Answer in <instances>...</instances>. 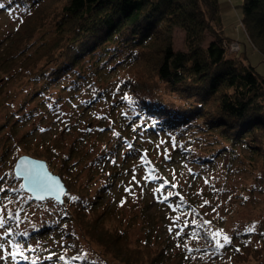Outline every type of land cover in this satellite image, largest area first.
Here are the masks:
<instances>
[{
	"label": "trees",
	"instance_id": "trees-1",
	"mask_svg": "<svg viewBox=\"0 0 264 264\" xmlns=\"http://www.w3.org/2000/svg\"><path fill=\"white\" fill-rule=\"evenodd\" d=\"M2 7L18 9L21 25L17 30L23 27L20 32L25 41L16 48L10 46L1 62L11 67L28 56L22 74L26 72L28 77L40 80L42 87L62 82V90L72 93L80 90L82 84L88 87L110 76L117 81L112 90L116 95L113 94L104 113L108 117L100 118V124L95 126L108 146L100 149L99 156L89 164L92 171L98 163L97 168L108 172L106 179L90 194L87 184L77 183L76 161L68 163L71 157L77 159L85 153L79 148L83 140L63 143L61 146H67V152L61 159L63 171L59 173L68 192L77 199L56 203V221L48 214L44 220L24 227L17 222L20 209L11 208L3 214L5 223L0 227L4 230L0 241L10 254L18 251L19 244V251L29 257L28 260L18 255L15 259L11 257L13 264H32L33 260L36 264H97L80 256L77 236L97 245L102 257L109 256L120 264H200L213 255L217 249L214 242L176 250L169 235L162 236V231L155 228L159 222L165 224V214L164 219L158 220L144 209L135 218L133 215L122 220L119 211L116 213L99 197L100 190L109 186L117 173H130L139 165V157L152 163L146 155L148 149L143 146L145 140L155 143L163 139L167 167L188 169L194 177L199 170L205 174L207 168L213 169L219 163L228 169L240 158L252 167L258 164L264 167V75L248 60L243 62L226 53L224 44L233 38L220 32L217 0H4ZM240 8L246 30L264 57V0H243ZM47 18L54 33L31 52L24 53L32 46L33 33ZM175 26L184 30V50L172 47L171 32ZM206 31L214 38L203 46ZM27 38L30 39L26 41ZM110 94L107 88L99 87L86 99V105L95 103L96 97L107 100ZM110 130L117 133L111 141L107 134ZM44 149V155H53L47 146ZM44 155L33 157L43 159ZM152 164L156 169L146 174L144 184L157 188L163 184L162 189L170 192L154 197L147 205L168 208L167 199L177 198L172 203L188 211L190 217L188 230L179 236V243L194 234L211 241L209 224L205 221L213 223V220L198 206L193 190L183 191L175 185L171 175L164 171L165 163ZM207 182L208 192L215 191L211 180ZM0 188L4 189L0 198L10 199L11 194L6 191L12 192L14 188L5 185ZM137 217L143 222L140 228L143 235L133 237L129 229ZM53 228L62 240L73 238L74 243L69 252H59L60 255L47 259L50 254L38 255L39 247ZM9 229L11 232L5 235ZM25 232L27 235H23ZM247 234L239 232L243 236L240 241L229 245L231 264H240L247 257L264 258V236L261 246L254 247ZM35 240L40 244L33 245Z\"/></svg>",
	"mask_w": 264,
	"mask_h": 264
},
{
	"label": "rangeland",
	"instance_id": "rangeland-1",
	"mask_svg": "<svg viewBox=\"0 0 264 264\" xmlns=\"http://www.w3.org/2000/svg\"><path fill=\"white\" fill-rule=\"evenodd\" d=\"M242 1L217 0L221 19L220 32L233 38L231 40L239 44L238 50L235 52L228 51L230 41L225 42L224 47L228 56L235 57L240 61L243 60V62L248 60L259 74L264 75V57L255 48V42L248 34L241 18L240 4ZM3 4L4 0H0V5ZM20 19L18 9L0 7V60L6 55L5 51L10 46L16 48L25 41L22 40L23 33L20 32L23 27L20 28L21 30L19 29L20 31L17 30L21 25ZM50 23V18H47L44 26L42 25L35 30L31 37L33 38L32 46L26 48L24 53L31 52L36 45L52 36L54 29ZM213 38V35L206 31L201 44L206 46ZM28 39L30 38H27L26 41ZM171 43L174 50H184V30L181 27H173ZM27 58L28 56L21 61L18 59V62L11 67L4 61H0V185L14 188L12 192L6 191V193L11 194L10 199L0 198V219L5 220L3 214L9 213L11 208L20 209L19 213L17 212L19 216L17 222L24 227L28 223L44 220L43 218L47 217L48 214L56 221L54 216L58 214V207L57 201L53 198L34 200L29 193L20 188V178H17L13 173L15 160L23 154L33 156L42 153L44 155L45 149L43 150V148L47 146L53 155L46 153L44 155L46 157L43 159L48 169L62 179L59 172L60 170L63 171L61 159L67 152V146L62 147L61 145L74 139H82V147L79 148L85 153L77 159L76 156L71 157L68 163L76 161L74 164L77 167V174L75 175L77 183L87 184L88 191L92 194L96 187L106 179L108 173L97 168L96 164L98 163H95V168L89 171V164L95 157L99 156L100 149H105L108 146L105 138H101L95 126L100 124L98 122L100 118L108 117L104 113L108 110L109 100L113 99V94L116 95L115 92H112L115 88L113 84H117L116 78L110 76L104 80H96L88 87H84L85 84H82L81 89L77 90L76 93L62 90V82H52L42 87L40 80L38 82L37 79L28 77L26 72L22 74L23 65L28 62ZM99 87L107 88L111 97L107 100L96 97L93 100L95 103L91 101L90 105H86V99L91 97V94ZM84 104L85 107L82 109ZM107 134L110 137L109 141L117 135L114 130L108 131ZM143 146L148 149L146 155L149 156L152 163L161 164L163 162L166 164L163 165L165 168L163 170L166 174L171 175L170 179L175 185L180 186L183 191L188 188L193 190V196L198 206L204 210L209 219L213 220V223L211 221L208 223L211 241H207L208 239L204 235L201 237L195 234L188 241L179 243V236L188 230L185 222L190 217L188 211L177 208L172 203L177 198L167 199L170 204H168V208H161L153 203L150 206L147 205L154 197H160L170 190L166 192L160 187L144 184L146 174L156 169L152 163L147 161L146 157H139L137 159L139 165H135L131 171L126 169L130 173H117L111 184L100 190L102 194L99 197L100 200L108 202L116 213L119 211L122 220L133 215L135 218V214H139L144 209L154 214L158 220H161L165 214V224L162 225V222H159L155 224V228L162 231V236L169 235L168 237L176 244V250L185 246L193 248L211 242L216 245L212 233L222 230L219 237L220 242L223 243V236L227 235L230 237L231 243L225 244L223 248H217L213 255L204 258L200 264H231L233 259L228 256L229 245L240 241L243 236L238 234L241 231L248 232L246 237L249 238L252 246H261V238L264 236V167L261 164L252 167L247 160L240 158V161L235 159L228 169L219 163V166L213 169L207 168L209 170L205 174H202V169L199 170L194 177L188 169L183 171L180 167H167L169 164L164 157L166 148L163 139L156 140L155 143L145 140ZM39 150L42 151L39 152ZM33 151L38 152L34 153ZM112 155L113 153H110V156ZM89 174L92 175L89 176ZM133 175H135V181L132 179ZM207 179L211 180L215 191L208 192ZM125 187H131V192H126ZM65 193L66 195L62 197L63 201L70 200L72 194L68 192V188ZM121 200L124 201L123 204H121ZM205 201L208 203L205 204ZM112 215L115 216V212ZM174 217H179V219H174ZM136 219V222H133L129 229V234L133 237L143 235V231L140 229L143 222L140 217ZM251 228L255 230L249 231ZM3 231L0 229V234ZM50 232L51 234L47 236L46 241H41L42 244L39 247L41 254H38L39 256L59 254V252L67 253L72 249L73 238L62 240L57 236L55 228L51 229ZM178 232L179 235H177ZM75 241H78V245L81 247L80 256L90 259L93 263L120 264L109 256L102 257L98 246L87 242L81 236H77ZM32 244H40V241L35 240ZM0 245H3L0 248V257H3L0 264H13L8 248L2 241H0ZM196 252L200 254L199 251ZM176 260L174 258V262ZM240 264H264V258L259 260L247 257Z\"/></svg>",
	"mask_w": 264,
	"mask_h": 264
},
{
	"label": "snow or ice",
	"instance_id": "snow-or-ice-1",
	"mask_svg": "<svg viewBox=\"0 0 264 264\" xmlns=\"http://www.w3.org/2000/svg\"><path fill=\"white\" fill-rule=\"evenodd\" d=\"M0 7H2V5H0ZM148 178L155 179L156 177H146V179H148ZM29 179H30V184L28 186L31 187L32 191H34V192L51 194L53 191H55L56 199L58 201L60 200L61 196L66 195L63 187L60 186L59 184H56L55 188H53V185L51 183H49V181L52 178L47 177L46 175L36 174L34 176H30ZM132 179H133V181H135V179H136L135 175H133ZM206 183H207V181H206ZM173 186H175V185H173ZM24 187H26V185H24V184L20 185V188H24ZM161 188H163V184L161 185ZM3 190L4 189L0 188V191H3ZM125 191L126 192H131V187H125ZM171 194L172 193H169V195H171ZM36 198L42 200V199H44V195H37ZM70 199L71 200H76L77 197L71 196ZM165 199H167V197H165ZM245 199H247V198H245ZM123 203H124V201L121 200V204H123ZM204 203L207 204L208 201H205ZM213 211H215V209H213ZM174 219L178 220L179 217H174ZM4 223H5V221L3 219H0V227H3ZM192 223L195 224L196 221L193 220ZM205 223L207 224V223H210V222L209 221H205ZM185 225H187V222H185ZM169 230L171 231L172 229L170 228ZM254 230H255L254 228L249 229V231H254ZM10 232H11V229H9L8 232H5L4 234L8 235ZM221 232H222V230H217L216 232L212 233V238L214 240H216V245L215 246L218 249L219 248H223L225 246V244H230L231 243V239L227 235L223 236V243L220 242L219 237L221 235ZM23 235H27V233L25 232V233H23ZM177 235H179V232L177 233ZM2 247H3V245H0V248H2ZM16 248L18 249V251L17 252H12L10 254L13 259H15L17 257V255L21 259H24V260H28L29 259V257L24 255L23 251H19V248H20L19 244L16 245ZM53 255H55V254H50V256L47 259H51ZM78 258L79 257H72V259H78ZM2 259H3V257H0V260H2ZM59 259L60 260H64V257L60 256ZM32 264H36V260H33Z\"/></svg>",
	"mask_w": 264,
	"mask_h": 264
},
{
	"label": "water",
	"instance_id": "water-1",
	"mask_svg": "<svg viewBox=\"0 0 264 264\" xmlns=\"http://www.w3.org/2000/svg\"><path fill=\"white\" fill-rule=\"evenodd\" d=\"M13 173L17 178H20V183L26 185V187L22 188V190L26 191L30 194L31 198L34 200H40L37 199V195H44V199L47 198H53L59 203L63 202V196L60 197V200L58 201L56 199V193L53 191L51 194L47 193H37L32 191L31 187L28 185L30 184V176H34L36 174L46 175L47 177L52 178L49 183L53 185V188H55L56 184H59L63 187L64 191H67V187L64 184L63 180L60 178L59 175L51 172L44 159L36 158L33 156H29L26 154L20 155L15 160V163L13 165ZM42 199V200H44Z\"/></svg>",
	"mask_w": 264,
	"mask_h": 264
},
{
	"label": "built area",
	"instance_id": "built-area-1",
	"mask_svg": "<svg viewBox=\"0 0 264 264\" xmlns=\"http://www.w3.org/2000/svg\"><path fill=\"white\" fill-rule=\"evenodd\" d=\"M238 46H239V44L236 41L231 40L228 43V51L229 52H235L236 50H238Z\"/></svg>",
	"mask_w": 264,
	"mask_h": 264
}]
</instances>
